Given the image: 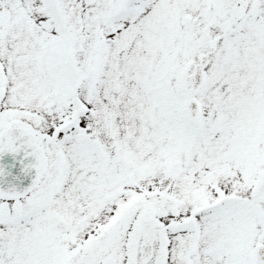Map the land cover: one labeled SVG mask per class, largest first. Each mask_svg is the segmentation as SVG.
Instances as JSON below:
<instances>
[{"label":"snow or ice","instance_id":"snow-or-ice-1","mask_svg":"<svg viewBox=\"0 0 264 264\" xmlns=\"http://www.w3.org/2000/svg\"><path fill=\"white\" fill-rule=\"evenodd\" d=\"M0 264H264V0H0Z\"/></svg>","mask_w":264,"mask_h":264}]
</instances>
